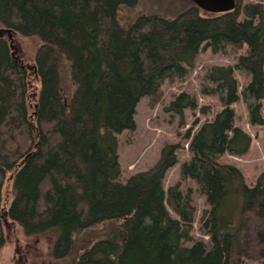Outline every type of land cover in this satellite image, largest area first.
I'll use <instances>...</instances> for the list:
<instances>
[{
	"label": "trees",
	"instance_id": "trees-1",
	"mask_svg": "<svg viewBox=\"0 0 264 264\" xmlns=\"http://www.w3.org/2000/svg\"><path fill=\"white\" fill-rule=\"evenodd\" d=\"M138 1L0 0V249L4 224L15 223L55 234L53 256L76 264H264V171L248 184L221 160L252 143L233 103L243 97L251 121L264 124V0L218 13L190 0L175 17L142 13L122 24L120 8ZM14 32L39 37L33 65L5 35ZM208 48L236 62L210 68L223 107L186 134L181 174L206 197V242L193 237L191 194L164 186L183 146L165 145L153 166L123 179L118 144L136 127L139 100L163 102V82L186 78ZM235 68L250 75L241 91ZM197 106L181 91L167 109L183 116Z\"/></svg>",
	"mask_w": 264,
	"mask_h": 264
},
{
	"label": "rangeland",
	"instance_id": "rangeland-1",
	"mask_svg": "<svg viewBox=\"0 0 264 264\" xmlns=\"http://www.w3.org/2000/svg\"><path fill=\"white\" fill-rule=\"evenodd\" d=\"M190 0H139L134 7L122 6L119 10V19L122 24L130 25L139 14H161L166 17H175L182 12ZM0 24V28H1ZM6 31V30H4ZM9 38L17 56L28 63L34 64L40 39L35 35H23L14 32ZM236 54L232 51L214 52L211 48L200 52L195 65L184 79H166L163 82L164 101L150 105V99L143 96L137 104L136 127L125 130L119 135L118 153L122 167L123 179L131 174L153 166L159 159L162 149L169 143H180L183 148L178 151V161L167 171L164 186L180 183L181 190L190 193L196 207L194 223V239H204L209 242V236L201 228L200 216L208 206L205 195L199 185L192 178L182 177L181 164L190 158L189 140L186 138L189 129L196 130L206 119L212 118L219 112L223 104L218 92H211L210 82L206 75L213 65H235ZM235 76L239 80L241 91L250 75L235 68ZM209 90L210 92H205ZM181 91L193 95L198 106L186 108L184 115L167 109L169 102ZM264 103V100H263ZM235 110V123L252 136L249 149L243 154L226 152L221 156L223 162L237 165L244 173L248 184L257 181L264 171V124L254 123L250 119V108L243 97L232 104ZM9 181V182H8ZM5 182V197H10L12 188L11 179ZM171 213L177 216L170 208ZM5 225L6 242L0 249V264H76V258L69 256L56 258L52 254L55 234L51 232L26 234L21 225L10 223ZM101 226L96 227L97 231ZM96 231V233H98ZM89 232V231H88ZM93 235V231L89 232ZM251 264H259L252 260Z\"/></svg>",
	"mask_w": 264,
	"mask_h": 264
},
{
	"label": "water",
	"instance_id": "water-1",
	"mask_svg": "<svg viewBox=\"0 0 264 264\" xmlns=\"http://www.w3.org/2000/svg\"><path fill=\"white\" fill-rule=\"evenodd\" d=\"M202 9L209 12H227L236 6L237 0H191Z\"/></svg>",
	"mask_w": 264,
	"mask_h": 264
}]
</instances>
